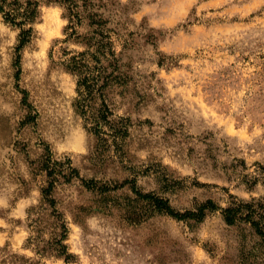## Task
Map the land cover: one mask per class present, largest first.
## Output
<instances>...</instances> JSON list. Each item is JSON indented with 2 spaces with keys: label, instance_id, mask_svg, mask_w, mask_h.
Returning <instances> with one entry per match:
<instances>
[{
  "label": "rangeland",
  "instance_id": "1",
  "mask_svg": "<svg viewBox=\"0 0 264 264\" xmlns=\"http://www.w3.org/2000/svg\"><path fill=\"white\" fill-rule=\"evenodd\" d=\"M109 1L126 40L115 39L125 83L106 102L123 138L94 134L77 111L62 62L84 48L64 41L58 6L41 7L18 63V31L0 18V264H264L248 224L157 214L127 183L180 212L207 199L264 203V0ZM46 146L111 189L55 188L69 263L51 240L63 229L40 202Z\"/></svg>",
  "mask_w": 264,
  "mask_h": 264
},
{
  "label": "trees",
  "instance_id": "2",
  "mask_svg": "<svg viewBox=\"0 0 264 264\" xmlns=\"http://www.w3.org/2000/svg\"><path fill=\"white\" fill-rule=\"evenodd\" d=\"M108 2V1H107ZM104 0H0V18L5 25L18 31V52L33 38L36 20L40 16L43 5H56L66 21L64 27L65 40L74 39L84 49L62 62L65 71L76 78V107L77 111L86 121L92 123L89 130L99 135L115 133L123 138L127 133V126L122 121L111 118L112 113L106 102L108 90L125 83V76L121 68L120 52L115 49V39L126 40L114 28L112 16L105 14ZM109 4H114L113 0ZM84 28L79 33L78 28ZM30 120L33 117H28ZM1 124V123H0ZM7 128V124L4 126ZM114 134V137H116ZM38 170L43 174L44 185L40 188V202L50 210L49 218L63 229L51 240L56 245L57 256L63 258L65 263L72 261L73 256L67 253L66 247L61 243L65 237L64 224L55 209L53 192L59 184H69L78 180L82 186L90 191L105 193L110 191L106 184L97 185L92 180H84L79 176L77 168L73 167L69 157L56 158L46 146L38 160ZM136 199L144 202L155 213L167 215L179 221L201 222L205 217L214 212H219L227 225L239 223L248 224L264 245V203L259 201H243L232 198L225 207H220L213 200L207 199L196 202L191 209L182 212L175 210L167 198H163L154 192H142L135 188L134 182H127ZM35 240V239H34ZM40 243V242H37ZM38 249V246H37ZM44 247L41 251H44Z\"/></svg>",
  "mask_w": 264,
  "mask_h": 264
}]
</instances>
